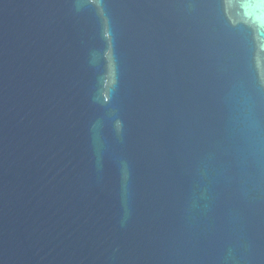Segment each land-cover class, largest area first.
<instances>
[{
	"label": "water",
	"instance_id": "obj_1",
	"mask_svg": "<svg viewBox=\"0 0 264 264\" xmlns=\"http://www.w3.org/2000/svg\"><path fill=\"white\" fill-rule=\"evenodd\" d=\"M0 264H264V0H0Z\"/></svg>",
	"mask_w": 264,
	"mask_h": 264
}]
</instances>
